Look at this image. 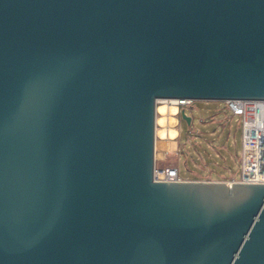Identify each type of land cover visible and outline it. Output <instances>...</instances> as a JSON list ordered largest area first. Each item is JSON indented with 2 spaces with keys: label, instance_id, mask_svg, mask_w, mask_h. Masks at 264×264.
Here are the masks:
<instances>
[{
  "label": "water",
  "instance_id": "1",
  "mask_svg": "<svg viewBox=\"0 0 264 264\" xmlns=\"http://www.w3.org/2000/svg\"><path fill=\"white\" fill-rule=\"evenodd\" d=\"M161 99L264 100V0H0V264H264V183L154 179Z\"/></svg>",
  "mask_w": 264,
  "mask_h": 264
},
{
  "label": "rangeland",
  "instance_id": "2",
  "mask_svg": "<svg viewBox=\"0 0 264 264\" xmlns=\"http://www.w3.org/2000/svg\"><path fill=\"white\" fill-rule=\"evenodd\" d=\"M160 101L157 107H172L171 102ZM178 109L175 115L176 139L159 135L165 128L157 118L165 117L157 110L156 165L175 166L183 178L209 177L220 180L242 174L243 131L238 116L223 106L221 101L194 100L185 108L192 123L182 119ZM159 132V133H158Z\"/></svg>",
  "mask_w": 264,
  "mask_h": 264
},
{
  "label": "built area",
  "instance_id": "3",
  "mask_svg": "<svg viewBox=\"0 0 264 264\" xmlns=\"http://www.w3.org/2000/svg\"><path fill=\"white\" fill-rule=\"evenodd\" d=\"M178 109L191 105V99H175ZM223 106L232 115L240 118L243 131L242 174L222 179L230 185L236 182L264 183V100L229 99ZM156 181H183L179 168L175 166H157L154 168Z\"/></svg>",
  "mask_w": 264,
  "mask_h": 264
},
{
  "label": "bare ground",
  "instance_id": "4",
  "mask_svg": "<svg viewBox=\"0 0 264 264\" xmlns=\"http://www.w3.org/2000/svg\"><path fill=\"white\" fill-rule=\"evenodd\" d=\"M160 101H164L167 102V99H161ZM172 104H174V106L172 107H167V106H163L157 107L158 112H161L165 117H163V119H159L157 118V123L158 124H162L165 128H163L164 130H161L162 132L159 133L160 136L162 137H168L170 139H176L177 137V129L175 128L176 126V119H175V115L178 112V107L176 106V100L175 99H170V101Z\"/></svg>",
  "mask_w": 264,
  "mask_h": 264
},
{
  "label": "crops",
  "instance_id": "5",
  "mask_svg": "<svg viewBox=\"0 0 264 264\" xmlns=\"http://www.w3.org/2000/svg\"><path fill=\"white\" fill-rule=\"evenodd\" d=\"M211 176V174L209 175V177L207 176V177H195V178H191V179H196V180H218V179H213V178H211L210 177ZM230 178V177H229ZM222 179H226V177H224V178H221L220 180H222Z\"/></svg>",
  "mask_w": 264,
  "mask_h": 264
},
{
  "label": "flooded vegetation",
  "instance_id": "6",
  "mask_svg": "<svg viewBox=\"0 0 264 264\" xmlns=\"http://www.w3.org/2000/svg\"><path fill=\"white\" fill-rule=\"evenodd\" d=\"M182 109H184L185 110V108H182ZM181 112V111H180Z\"/></svg>",
  "mask_w": 264,
  "mask_h": 264
}]
</instances>
